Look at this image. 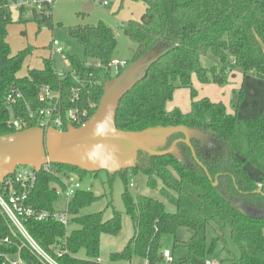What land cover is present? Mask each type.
I'll return each instance as SVG.
<instances>
[{
  "label": "trees",
  "instance_id": "obj_1",
  "mask_svg": "<svg viewBox=\"0 0 264 264\" xmlns=\"http://www.w3.org/2000/svg\"><path fill=\"white\" fill-rule=\"evenodd\" d=\"M16 1L0 0V136L19 132L10 126L11 119L27 121L29 129L37 127L29 120V114L35 115L43 107L38 101L42 88L59 94L62 116L69 109L78 108L87 112L82 124L86 123L96 112L105 85L133 63L146 59L154 62L119 100L115 128L141 132L150 128L184 127L213 142L202 145L199 140L190 139L201 167L192 158L190 149L178 143L176 149L181 161L172 154L151 156L138 151L132 168L107 173L110 183L117 175L123 179L122 198L133 230L122 251L111 254L108 263L100 259L101 238L120 234L121 213L113 210L108 220L103 219V212L80 215L99 199L91 191L78 192L69 202L67 229L53 221L24 222L23 227L34 242L57 264H132L136 259L158 264L163 259L161 237L185 229L191 235L190 241L182 244L189 251L183 260L187 264H205L206 257L220 242L221 252L226 254L220 264H264V110L258 117L238 119L228 114L222 103L197 100L191 84L195 76L203 86H222L232 72L264 81V0H130L141 3L145 11L138 22L129 21L123 26L124 36L135 47L131 61L126 62L117 76L109 68L115 60L116 36L112 29L99 23L69 30V36L82 48L85 62L66 54L68 71L60 76L51 60L45 59L42 70L28 69L23 77L17 74L32 49L12 55L7 43V28L12 23L10 4ZM41 6L40 10L32 9L33 20L51 28V5L43 2ZM203 58L211 61L210 70L202 66ZM12 89L24 99L15 106L6 103ZM177 89L190 90L191 104L186 114L178 109L167 110ZM74 93L78 99L71 102ZM241 100V92L233 94L231 105L235 111ZM82 124L72 127L77 129ZM66 130L65 127L63 131ZM183 138L180 132L170 135L160 151ZM246 166L257 171V179L248 175ZM51 168L65 178L75 175L79 182L86 175L99 174L72 166L51 165ZM128 174H141L149 189L158 190L161 200L138 195L132 201L127 191ZM54 184L63 188L58 176L43 171L37 174L36 188L29 201L35 210L54 211L58 199L52 188ZM167 206L173 211L169 212ZM239 206L252 211L253 217L239 213ZM208 228L214 230L215 238L206 249ZM226 230L239 257L226 245ZM8 237L10 244H5ZM23 242L18 231L0 216V254L14 258ZM57 249L65 252L59 258L54 254ZM80 252H84V259L79 258ZM19 255L23 264H43L25 247Z\"/></svg>",
  "mask_w": 264,
  "mask_h": 264
},
{
  "label": "rangeland",
  "instance_id": "obj_2",
  "mask_svg": "<svg viewBox=\"0 0 264 264\" xmlns=\"http://www.w3.org/2000/svg\"><path fill=\"white\" fill-rule=\"evenodd\" d=\"M38 3L47 2L51 5V25H38L33 20V5L17 6L11 2V20L12 23L7 28V43L12 55L17 54L27 48L32 49V54L25 60L17 77L26 75L28 69L42 70L43 60L49 59L52 67L60 75L68 71V65L64 60L66 54L74 56L80 62L86 59L82 48L69 36V30L80 26H96L99 23L112 29L116 36L115 59L124 63L132 59V50L134 44L124 36L123 26L129 21H136L144 12V7L139 2L130 0H36ZM107 2V6H103ZM90 3L91 8L85 12V4ZM22 9L23 12H20ZM24 9V10H23ZM52 41L58 42L63 50V54H51L50 45ZM139 62V61H138ZM138 62L129 66L136 68ZM202 66L210 70L212 63L207 58L201 60ZM128 68V69H129ZM127 69V70H128ZM228 74L226 83L222 86L213 84L201 85L195 76L191 78L192 89L197 93V100L207 99L211 103H222L226 112L236 115L239 119L254 118L260 115L264 109V81L253 78L242 79L239 75ZM113 77V76H112ZM115 77H113L114 79ZM136 79V73L124 76L112 92V96L119 90L131 85ZM242 94V100L235 111L232 108L231 101L233 94ZM191 94L190 90L177 89L174 91L172 100L167 104V109H178L182 114L190 110ZM188 111L185 112L184 111ZM69 148L76 151L81 150L80 158L85 162H93L91 167L102 168L99 174L94 177L86 175L80 180L83 189L89 188L92 194L99 198L90 206L84 208L80 215H92L103 212V219L108 220L112 217L113 210L121 213V232L118 236H102L100 242V259L103 263H108L110 255L119 253L125 247L132 237L133 230L129 216L126 214L122 195L125 186L121 176L117 175L109 182L107 168L115 166H127L133 161L132 145L124 140L118 139H87L71 144ZM248 175L257 179V171L247 166ZM128 185L127 191L132 201L136 200L138 195L161 200L158 190H151L146 186V179L141 175L128 174L126 176ZM78 181L75 175H69L68 178L61 176V182L68 184L70 181ZM52 188L61 192L62 187L54 184ZM157 189H160V185ZM67 203L63 196L58 197L53 205V209L58 212H64ZM166 209L172 212L173 209L167 206ZM191 235L185 229H178L173 236H163L160 239V250L169 251L172 255L173 264H187L183 260L189 255L188 248L183 243L190 241ZM215 238V232L212 228L206 231V249ZM226 245L228 249L239 257V251L226 230ZM222 243H217L212 254L206 257L209 264H220L225 259L226 254L221 252ZM80 259L85 258L84 252H80ZM120 264H128L122 262ZM132 264H145L142 260L136 259ZM158 264H168L162 259Z\"/></svg>",
  "mask_w": 264,
  "mask_h": 264
},
{
  "label": "water",
  "instance_id": "obj_3",
  "mask_svg": "<svg viewBox=\"0 0 264 264\" xmlns=\"http://www.w3.org/2000/svg\"><path fill=\"white\" fill-rule=\"evenodd\" d=\"M91 4L84 6L85 12L89 11ZM154 62L140 60L136 68L130 67L121 76L107 83L104 94L94 115L81 127H68L65 132L54 129L44 131L39 128H32L14 134L0 136V184L14 174L17 167H28L37 173L45 165L72 166L88 173H98L102 168L91 167L93 162H85L79 156L81 150L69 148L71 144L87 139H118L124 140L132 145L133 161L127 166H115L107 168L108 173L119 172L130 169L136 162L137 152L143 151L151 156H165L168 154L181 161L176 149L178 143L185 144L191 151L192 158L201 167L195 157L194 150L190 144V139L199 140L202 145L213 144L211 140L197 131H189L184 127L176 128H150L141 132H123L115 128V112L119 100L132 87L144 77L148 67ZM131 73H136L135 81L119 90L112 96V92L120 80ZM182 133L184 138L173 142L169 149L160 151L166 145L167 138L174 133ZM205 174L207 172L205 170ZM216 186V183L213 184ZM237 211L244 216L253 217L248 214L243 207L239 206Z\"/></svg>",
  "mask_w": 264,
  "mask_h": 264
},
{
  "label": "built area",
  "instance_id": "obj_4",
  "mask_svg": "<svg viewBox=\"0 0 264 264\" xmlns=\"http://www.w3.org/2000/svg\"><path fill=\"white\" fill-rule=\"evenodd\" d=\"M15 4L19 7L33 5L37 10H40L42 7L41 3H38L36 0H17ZM107 5V2H103V6ZM50 52L51 54L56 55L64 53L61 46L56 41L51 42ZM125 66L126 63L113 60L109 65V68L112 70V74L117 76L119 71L124 69ZM77 99L78 94L74 93L71 102H74ZM59 100V94L53 93L49 88H42L40 90L38 101L43 107L37 111V114L34 115L32 112L29 114V120L37 124L36 128L44 131L54 129L59 132H64L63 129L65 127L68 128L73 125H80L87 119V112L81 111L78 108H71L64 116H62L59 109ZM19 101H24L22 94L15 89L10 90L6 96V103L9 106H15ZM10 126L19 132L29 129L27 121L21 118L11 119ZM40 171L61 178V176L57 175L52 170L51 165L49 164L43 166ZM37 174L38 173L32 168L17 167L14 174L6 178L2 184H0V216L7 221L9 226L15 228L24 239L22 245L18 247V253L14 258L0 254V264H23L19 252L21 248L24 247L27 248L35 257L41 260L43 264H57L54 259L45 253L28 235L23 227V223L28 220L36 223L53 221L59 223L67 229L70 220L67 212L69 202L76 193L81 191H90L89 188L83 189L79 181L71 180L68 184L62 182V191L59 192L55 190V195L57 197H64L65 202L67 203L66 210L64 212H58L55 210L53 212L37 211L29 204L30 196L36 188ZM130 187H133V185L130 184ZM4 243L10 244V238H5ZM64 253V251L57 249L54 254L57 258H59ZM162 254L163 259L168 264L174 263L172 255L169 251H163ZM205 264L209 263L206 262Z\"/></svg>",
  "mask_w": 264,
  "mask_h": 264
},
{
  "label": "crops",
  "instance_id": "obj_5",
  "mask_svg": "<svg viewBox=\"0 0 264 264\" xmlns=\"http://www.w3.org/2000/svg\"><path fill=\"white\" fill-rule=\"evenodd\" d=\"M15 3H16V2H15ZM143 7H144V6H143ZM23 10H24V9H23ZM144 11H145V8H144ZM20 12H23V11L20 10ZM143 14H144V12H143ZM143 14H142V15H143ZM142 15L139 17L138 20H136V22H138V21L140 20V18L142 17ZM115 60H116V59H115ZM230 74H232V77H233V78L236 77L235 75H239L243 80L246 79V78H253V77H250V76L244 78V77H242L241 74H239L238 72H232V73H230ZM253 79H255V78H253ZM167 110H168V111H171L172 109L170 108V110H169V109H167ZM263 110H264V109H263ZM185 112H188V111L185 110L184 113H185ZM261 112H262V111H261ZM261 112H260V113H261ZM252 118H253V117H252ZM238 119H239V118H238ZM246 168H247V166H246ZM246 170H247V169H246ZM243 209H244L247 213H249V214L251 213V214H252V211H248L246 208H243ZM133 262H134V260L132 261V263H133ZM144 263H145V262H144ZM145 264H146V263H145Z\"/></svg>",
  "mask_w": 264,
  "mask_h": 264
}]
</instances>
